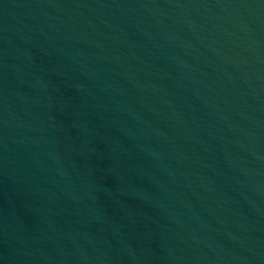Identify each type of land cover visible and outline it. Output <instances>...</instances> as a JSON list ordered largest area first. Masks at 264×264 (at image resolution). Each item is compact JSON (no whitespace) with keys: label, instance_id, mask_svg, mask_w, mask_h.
<instances>
[{"label":"water","instance_id":"1","mask_svg":"<svg viewBox=\"0 0 264 264\" xmlns=\"http://www.w3.org/2000/svg\"><path fill=\"white\" fill-rule=\"evenodd\" d=\"M0 264H264V0H0Z\"/></svg>","mask_w":264,"mask_h":264}]
</instances>
